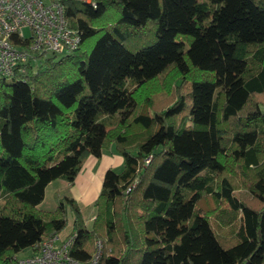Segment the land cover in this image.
<instances>
[{"label": "trees", "instance_id": "obj_1", "mask_svg": "<svg viewBox=\"0 0 264 264\" xmlns=\"http://www.w3.org/2000/svg\"><path fill=\"white\" fill-rule=\"evenodd\" d=\"M46 1L79 44L0 75V264L68 213L80 262L264 264V0ZM111 146L89 227L38 207Z\"/></svg>", "mask_w": 264, "mask_h": 264}, {"label": "built area", "instance_id": "obj_2", "mask_svg": "<svg viewBox=\"0 0 264 264\" xmlns=\"http://www.w3.org/2000/svg\"><path fill=\"white\" fill-rule=\"evenodd\" d=\"M79 36L67 27L62 7L55 1L0 0V75L8 77L37 55L69 52L77 48ZM149 158L145 159V163ZM74 234L59 244L57 234L39 244V249L19 264H97L100 242L87 262L69 255Z\"/></svg>", "mask_w": 264, "mask_h": 264}, {"label": "crops", "instance_id": "obj_3", "mask_svg": "<svg viewBox=\"0 0 264 264\" xmlns=\"http://www.w3.org/2000/svg\"><path fill=\"white\" fill-rule=\"evenodd\" d=\"M122 168L123 159L112 146L104 149L99 157L88 156L72 183L58 178L46 185L43 200L38 207L42 210H52L56 207L58 199L70 197L78 205L85 225L89 227L95 216L94 202L101 190L106 171L111 169L120 172ZM68 226L69 231L63 235L59 233L60 236L70 233L71 221Z\"/></svg>", "mask_w": 264, "mask_h": 264}, {"label": "rangeland", "instance_id": "obj_4", "mask_svg": "<svg viewBox=\"0 0 264 264\" xmlns=\"http://www.w3.org/2000/svg\"><path fill=\"white\" fill-rule=\"evenodd\" d=\"M60 55H61L60 53L56 54L57 57ZM47 56H50V54H48V53L44 54V56L42 58H40V60H43V58H45ZM37 67H38V60H35V62H33V68L36 69ZM236 194L238 197H247L248 196L247 192H245L243 190L237 191ZM67 218H68V223H69L71 221L70 213H68ZM69 228H70L69 226L66 227V229L61 232L62 235L64 233H66L67 231H69ZM62 235L60 236L59 234H57V236L59 237V240H58V242L55 243L56 246L61 244L65 240V238L67 237L68 234L66 236H62ZM31 253H32L31 249L27 248V249L23 250L22 252L18 253L17 257L18 258H26V257H29L31 255Z\"/></svg>", "mask_w": 264, "mask_h": 264}]
</instances>
